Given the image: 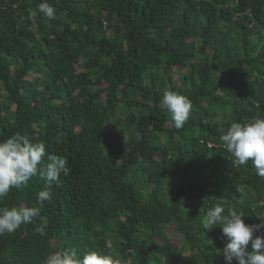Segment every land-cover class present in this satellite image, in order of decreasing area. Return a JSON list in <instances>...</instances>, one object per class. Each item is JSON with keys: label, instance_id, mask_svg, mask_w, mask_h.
Here are the masks:
<instances>
[{"label": "trees", "instance_id": "trees-1", "mask_svg": "<svg viewBox=\"0 0 264 264\" xmlns=\"http://www.w3.org/2000/svg\"><path fill=\"white\" fill-rule=\"evenodd\" d=\"M40 2L0 0V140L27 134L72 171L39 217L0 235V264L72 247L225 264L200 209L222 198L246 224L264 217V178L219 140L221 126L264 118V0H47L51 21ZM169 89L192 103L180 129L160 102ZM44 188L34 176L0 207H39Z\"/></svg>", "mask_w": 264, "mask_h": 264}, {"label": "clouds", "instance_id": "clouds-1", "mask_svg": "<svg viewBox=\"0 0 264 264\" xmlns=\"http://www.w3.org/2000/svg\"><path fill=\"white\" fill-rule=\"evenodd\" d=\"M41 19L53 20L56 9L47 0L37 5ZM161 105L170 114L174 127L182 128L192 109L190 99L177 91L165 90ZM219 140L231 154L233 167L245 166L251 162L255 174L264 178V118L254 117L243 122H233L226 129L221 126ZM45 157L47 160L45 161ZM66 156L47 153L43 141L33 143L27 134L19 132L7 139L0 140V200L9 192L21 186H27L29 180L39 175L45 181V188L37 192V206L23 204L12 207H0V235L13 233L22 224H28L40 216L45 201L51 199L53 182L61 175L68 176L72 169ZM220 203L207 209L201 208L202 227L211 231L221 228L226 240L221 251L225 264H264V217L259 224H246L244 215L234 207L225 208ZM37 231L44 235V227ZM261 233V234H257ZM211 242V241H210ZM251 243V250L249 244ZM42 264H123L117 257L102 251L80 252L77 248H59L47 255Z\"/></svg>", "mask_w": 264, "mask_h": 264}]
</instances>
